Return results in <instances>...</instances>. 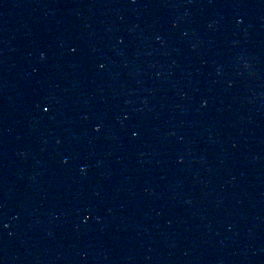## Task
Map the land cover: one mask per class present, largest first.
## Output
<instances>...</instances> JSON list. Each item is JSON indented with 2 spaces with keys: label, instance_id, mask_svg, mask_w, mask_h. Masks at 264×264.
I'll return each mask as SVG.
<instances>
[{
  "label": "water",
  "instance_id": "95a60500",
  "mask_svg": "<svg viewBox=\"0 0 264 264\" xmlns=\"http://www.w3.org/2000/svg\"><path fill=\"white\" fill-rule=\"evenodd\" d=\"M0 264H264V0H0Z\"/></svg>",
  "mask_w": 264,
  "mask_h": 264
}]
</instances>
